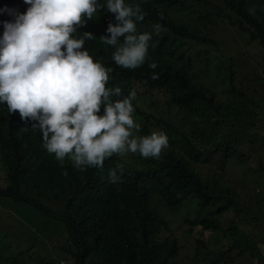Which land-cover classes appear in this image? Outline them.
<instances>
[{"label": "trees", "instance_id": "trees-1", "mask_svg": "<svg viewBox=\"0 0 264 264\" xmlns=\"http://www.w3.org/2000/svg\"><path fill=\"white\" fill-rule=\"evenodd\" d=\"M128 2L138 3L144 12L137 30L152 33L142 65L124 68L112 59L115 46L105 45L100 38L106 34L108 21L115 23L114 14L106 7L98 11L97 18L80 26L75 35L83 31L94 34L85 40L84 47L94 60L111 69L106 86L121 89V96L112 99H121L134 90V119L142 125L139 133L163 130L168 135V148L159 158L149 157L141 166L118 165L113 154L102 167L80 170L68 157L61 164L46 151L41 132L31 127L34 121L21 120L18 111L8 112L6 104H0V173L4 180L0 200L26 207L23 217L11 211L0 213L12 219L13 224L19 223L20 228L13 227L25 239L32 240L37 218L45 224L53 223L55 230L60 227L62 242L58 252L67 258L64 264H183L178 240L169 234L161 236L162 228L169 229L168 222L151 204L156 195L170 211L178 212L194 199L197 209L192 217H184V222L188 232L199 235L194 243L196 261L253 264L255 260L256 264H264V223L251 222L245 210L242 212L240 196L234 188L195 167L215 163L222 169L240 164L237 159L242 150L255 154L264 151L263 125L252 122L263 119L264 101L259 100L256 106L261 112L253 106L249 121L243 103L252 106L255 98L235 86L232 71L224 77L225 98L200 74L193 73L198 46L216 44L201 28L174 15L184 11L186 0ZM224 5L225 18L264 48V0H224ZM27 7L24 0H0V9L23 12ZM11 19L8 11H0V34L3 21ZM157 22L162 26L160 35L152 27ZM208 65L199 66L198 71L205 72ZM154 94H161L176 115L193 122L189 133L143 110L141 102ZM238 98L242 100L239 110L235 106ZM247 133L250 138H244ZM109 169L117 171L118 181L109 180ZM65 170L67 175L63 174ZM229 210L235 211L237 218L223 226L220 216ZM207 231L209 237L203 239ZM12 250L0 226V264L14 263ZM239 257L250 262L240 263Z\"/></svg>", "mask_w": 264, "mask_h": 264}, {"label": "clouds", "instance_id": "clouds-1", "mask_svg": "<svg viewBox=\"0 0 264 264\" xmlns=\"http://www.w3.org/2000/svg\"><path fill=\"white\" fill-rule=\"evenodd\" d=\"M25 11L0 9L13 16L3 21L0 34V104L17 112L21 120L34 121L43 147L63 164L102 167L113 154L138 153L159 158L169 139L163 130L139 134L132 103L136 92L121 99L119 87H108L110 68L84 47L91 31L75 35L80 26L98 17L106 7L114 14L105 33V45L115 46L114 62L136 68L146 59L152 33L137 30L144 12L128 0H24ZM155 32L162 26L152 25ZM155 67L154 64L151 65ZM67 175V171L63 172ZM119 176L109 169V180Z\"/></svg>", "mask_w": 264, "mask_h": 264}, {"label": "rangeland", "instance_id": "rangeland-1", "mask_svg": "<svg viewBox=\"0 0 264 264\" xmlns=\"http://www.w3.org/2000/svg\"><path fill=\"white\" fill-rule=\"evenodd\" d=\"M184 6L186 7L184 11L181 13L175 12L174 15L201 28L202 33L214 40L216 44L198 46L199 52L193 56L194 62L191 70L194 69L193 73L200 74L202 80L207 81L222 98L226 97L224 77L232 71L236 78L235 86L244 90L248 96L253 95L255 98L251 101L252 106L248 103H243L245 112L250 115L247 118L250 121L254 107L256 111L261 112L256 106L259 100L264 101V48L257 45L255 41H250L245 34L225 18L226 11L222 9L223 6L225 7L224 0H186ZM215 10L217 11V15ZM158 35H160L159 32ZM207 64L209 65L205 72L198 71L199 66L206 67ZM247 100L249 99L247 98ZM141 105L143 110L151 111L167 119L179 131L187 130L189 133V126L192 127L193 122L190 119L182 118L179 114L176 115L166 105L165 98L161 94H154L152 98L143 100ZM241 105L242 100L238 98L235 106L239 110ZM191 119L196 120L194 117ZM252 122H259V124L263 125L260 128L263 130L264 114L262 120L252 119ZM236 136L241 138L240 133H237ZM244 138H250L249 134L247 133ZM212 146L211 144L210 148ZM245 147L249 148L250 146L244 145ZM248 152V150H242L240 157L237 159L241 162L238 165H227L220 169L215 163L209 164L210 167L205 163L206 165L195 164V167L202 173H209L211 176L217 177L225 186L234 188L240 196L242 212L245 210L251 222L263 224L264 151L261 150L259 154ZM114 155L118 158V165L141 166L147 160V158L141 157L138 153L129 152L124 155ZM2 184H4V180L0 173V185ZM154 196L151 207L156 213L167 220L169 227L167 230L161 229V236L169 234L178 240L181 246L183 264H205L204 261H196L193 257L194 243L195 239L199 236L198 232H188V227L184 222V217H192L194 215L197 209L196 201L194 199L188 200L180 211L174 212L170 211L158 199V196ZM24 209L26 207L12 204L6 199L0 200L1 211H11L16 216H22L21 214ZM239 215L241 216L240 213ZM236 218L237 213L229 210L220 216V221L223 226H227L231 219L234 220ZM22 222L25 224L24 220ZM13 225L20 228L19 223L15 221L13 224L12 219L7 220L6 215L0 213V226L4 229L7 240L13 249L12 255L15 256L13 264L65 263L67 258L58 252V246L62 242L60 227L58 230H55L53 223L47 222L45 224L41 218H37V221L33 224L36 232L31 236L32 240H30L29 238L25 239ZM201 237L207 239L209 232H205ZM41 238L44 240L42 241ZM208 245L214 247L212 244ZM20 250H24L25 252L19 253ZM239 258L240 263L250 262L243 260L242 257ZM253 264H256L255 260Z\"/></svg>", "mask_w": 264, "mask_h": 264}]
</instances>
